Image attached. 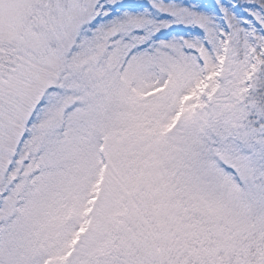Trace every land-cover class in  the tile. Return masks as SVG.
Wrapping results in <instances>:
<instances>
[{"label":"snow or ice","instance_id":"obj_1","mask_svg":"<svg viewBox=\"0 0 264 264\" xmlns=\"http://www.w3.org/2000/svg\"><path fill=\"white\" fill-rule=\"evenodd\" d=\"M0 264H264V0H0Z\"/></svg>","mask_w":264,"mask_h":264}]
</instances>
